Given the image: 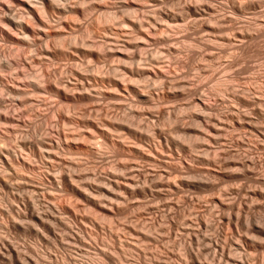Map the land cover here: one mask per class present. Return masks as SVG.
Segmentation results:
<instances>
[{
    "label": "rangeland",
    "instance_id": "obj_1",
    "mask_svg": "<svg viewBox=\"0 0 264 264\" xmlns=\"http://www.w3.org/2000/svg\"><path fill=\"white\" fill-rule=\"evenodd\" d=\"M0 264H264V0H0Z\"/></svg>",
    "mask_w": 264,
    "mask_h": 264
}]
</instances>
